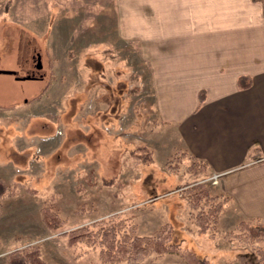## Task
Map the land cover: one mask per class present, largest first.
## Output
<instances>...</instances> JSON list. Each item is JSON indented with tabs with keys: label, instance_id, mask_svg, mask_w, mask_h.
Segmentation results:
<instances>
[{
	"label": "rangeland",
	"instance_id": "374dc122",
	"mask_svg": "<svg viewBox=\"0 0 264 264\" xmlns=\"http://www.w3.org/2000/svg\"><path fill=\"white\" fill-rule=\"evenodd\" d=\"M89 1L68 0L72 13L65 18L63 6L56 19L54 0H0V71L37 73L33 55L42 57L37 80L0 74V264L19 249L38 250L44 264H104L100 248L70 247L63 234L115 214L137 234L172 233L212 263L262 264L255 248L264 243L240 228L246 220L236 197L212 230L199 231L195 215L210 202L203 198L197 209L186 190L202 183L213 197L226 196L216 176L195 172L178 152L167 161L162 153L143 160L150 150L139 147L157 120L151 62L121 40L110 39L100 56L85 54V46L79 53L73 40L89 38L88 21H96ZM55 19L61 29L51 27L49 35L61 32L60 46L46 43ZM47 208L60 216L57 227L44 221ZM231 232L245 238L231 241ZM141 264L187 263L168 254Z\"/></svg>",
	"mask_w": 264,
	"mask_h": 264
},
{
	"label": "crops",
	"instance_id": "0c3cea01",
	"mask_svg": "<svg viewBox=\"0 0 264 264\" xmlns=\"http://www.w3.org/2000/svg\"><path fill=\"white\" fill-rule=\"evenodd\" d=\"M67 1L54 0L56 19ZM89 2L96 21L89 38L73 40L79 53L100 56L121 40L151 62L157 120L139 149L205 162L215 187L240 201L242 220L264 223V0ZM56 19L47 45L63 44L61 32L49 35L61 29Z\"/></svg>",
	"mask_w": 264,
	"mask_h": 264
},
{
	"label": "trees",
	"instance_id": "16d2710c",
	"mask_svg": "<svg viewBox=\"0 0 264 264\" xmlns=\"http://www.w3.org/2000/svg\"><path fill=\"white\" fill-rule=\"evenodd\" d=\"M30 74H35L36 77L40 76V74L38 75L35 72ZM240 85L242 86V81H240ZM203 95L201 93V101ZM181 155L185 156V153ZM188 158L192 160V169L195 172H204L208 168L205 162H201L193 156H188ZM143 160L145 162L148 160L149 163L153 162L152 152L148 151V154L145 157L143 156ZM186 192L188 198L193 199V203L197 209H199L200 201L203 198L209 200L210 204L208 208H204V210L195 215V223L201 233L212 230L217 225L219 217L230 198L225 195H223L225 198L223 196L213 197L206 185L202 183L194 184ZM1 194L2 191H0ZM42 213L44 221L50 228L57 227L62 223L57 212H52L50 208L44 209ZM120 215L115 214L108 219L79 226L65 232L63 236L68 238V245L70 247L86 245L92 248H100V255L104 264H141L149 256L162 257L168 254L182 256L187 264H215L207 259L199 258L194 252L185 249L181 243L174 242L172 233L165 232L163 229L158 230L152 235L137 234L134 226L129 225L127 220L123 219L122 215ZM239 224L240 228L247 227L249 229L252 239L264 243L263 222L246 220ZM238 234L229 233L230 240L233 241V238H238L239 235L245 238L244 234ZM255 250L263 264L264 250L257 248ZM10 264H44V262L38 250L19 249L12 252Z\"/></svg>",
	"mask_w": 264,
	"mask_h": 264
},
{
	"label": "water",
	"instance_id": "95a60500",
	"mask_svg": "<svg viewBox=\"0 0 264 264\" xmlns=\"http://www.w3.org/2000/svg\"><path fill=\"white\" fill-rule=\"evenodd\" d=\"M36 69L37 70H41L42 69V63H41V55L39 54L37 56V65H36ZM0 74H7V75H17L16 71H11V70H2L0 71ZM18 79H22V80H34L36 77L32 76V75H27V76H23V77H17Z\"/></svg>",
	"mask_w": 264,
	"mask_h": 264
},
{
	"label": "flooded vegetation",
	"instance_id": "af4514ba",
	"mask_svg": "<svg viewBox=\"0 0 264 264\" xmlns=\"http://www.w3.org/2000/svg\"><path fill=\"white\" fill-rule=\"evenodd\" d=\"M39 53H36V54H34L33 55V61H35L36 60V62H37V55H38ZM38 71V70H37ZM35 72V71H34ZM40 71H38L37 73H39ZM34 75V74H33Z\"/></svg>",
	"mask_w": 264,
	"mask_h": 264
}]
</instances>
